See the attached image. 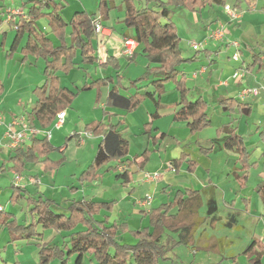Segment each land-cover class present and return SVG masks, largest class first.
<instances>
[{"label":"crops","instance_id":"1","mask_svg":"<svg viewBox=\"0 0 264 264\" xmlns=\"http://www.w3.org/2000/svg\"><path fill=\"white\" fill-rule=\"evenodd\" d=\"M62 1L66 5L62 11V16L66 20H69L77 11L87 10L89 12H97L98 10V0ZM115 3L118 6V10L117 8L116 10H112L109 20H104L99 13L96 15L101 17L102 23L109 28L108 34H96L94 39V44L97 48L96 54L99 57L98 62L93 64L85 63L78 56L75 67L68 73L58 72L61 86L74 91L85 83L97 79H106L107 83L79 91L72 105L64 110L65 118L63 123L59 124L56 118L54 123L48 128H43L38 123L35 127L49 130L51 132L49 138L54 144L53 138H59L67 126L71 125L70 134L67 130L64 134L66 142L57 147L64 154V159L69 161L71 159L66 155V151L71 143L70 140L74 139L77 142V145H74L79 150V153L74 156L76 160L80 161L81 164L90 160L89 164L81 171L82 174L95 158L98 146L102 140L101 133L87 129V125L97 121L119 124V128L123 130L124 137L129 143V156L142 154L148 149L151 153L147 162L143 167L136 164L131 167L130 180L126 184L122 182V179L116 177L115 172L107 170L102 172L100 170L101 175L92 181L94 184L89 185L91 192L88 195H86L87 187L84 186V183H81L79 181L80 179L76 180L79 177L80 164L72 165L64 173L65 177H72V180L74 178L77 181L72 182L73 191H70L72 193L71 195H74L75 192H81V198L100 200L98 199V195L99 197L105 196V193H103L106 188L105 179H111L112 185L110 187L116 191L117 196L111 199L116 202L113 209L108 212L110 220L121 221L120 219H123L120 218V213L125 212V209H127L124 206V202L127 201L134 202L133 206L136 207L134 208L135 214L140 215L141 213L142 217L137 228L132 227L130 218H124L123 221L128 223L129 231L131 232L146 226L148 224L146 212L151 208L168 202L179 190H200L203 194L200 215L204 216L205 220L195 234L197 248L186 247L184 245L178 246L170 252L169 260H172V262H177L178 259L182 260L181 254L184 253L186 260L181 261V264H240L241 258L247 264H251L248 256L244 254L245 248L254 238L259 239L264 245V116L262 117V122L258 121L250 124L248 118L253 115L254 106L249 101V97L242 100L241 94L245 87H259V93L262 92L264 95V38L261 39L258 35H255L254 38H248L246 36L245 33H248L253 28L251 22H248V27L243 28L245 33L242 35H233L232 32L228 36L225 33L224 37L219 39L213 38L211 35L220 23H225L226 28H229L230 25L241 27L242 23H245L247 15L254 12L261 11L263 15L260 16V19H264V0H226L225 3H229L241 11L240 17L235 20L230 19L224 9V5H219L221 9L218 11L214 8V5L207 6L209 7L208 9L204 7L194 11L184 6L188 12H191V15L186 16L187 22L185 29H187V33L186 30L184 31L186 34H181L178 23L175 21L181 39L183 40V37H191L193 39H185L188 41L186 43L188 46L187 52H184L183 47L182 49L184 56L192 57L195 55V58L179 67L180 71L187 77L190 94L194 92L196 94L194 99L202 97L206 100L208 103V113L210 102H212L218 104L222 115L225 116L224 119H221L220 122L215 124L210 112L211 124L206 128L215 126V130L207 134L203 133L205 128L195 133L191 132L186 121L174 119L175 111L179 108L178 102L180 94L175 89L173 83L166 85V92L161 97V107L158 108L159 115L156 117H153L152 113L157 108L148 98L144 99L137 108L129 112L109 104L108 94L114 86H117L123 94H133L136 89L130 87V82L143 75L149 66L148 59L142 53V44H139V42L135 51L137 55L133 56L134 58L132 60L129 59L130 57L122 54L125 39L134 37L133 31H128L123 22L125 17V3L123 0L119 3L115 1ZM69 8L71 12L65 17L64 11ZM9 9L12 11H24L22 5L20 7L8 6L2 14L4 20L0 22V34H5L4 45L1 46L0 44V82L3 88L0 93V112L3 115V123L0 124V140L4 139L6 123L18 117H24L29 120V112L37 99L34 89L37 86L43 85L46 81L44 74L45 63L42 58L36 59L33 56H29L26 60H23V54L20 50L16 51L11 57L7 56V50L11 47L15 38V30L12 29V24L9 21ZM38 24L43 32L46 33L49 31L47 19L39 20ZM50 37L55 44H58L59 41L54 36L50 35ZM231 38H236L233 41L239 42V46L234 45L233 48L242 52L246 51L244 52L245 56L251 54L253 56V63L251 61L247 63L245 59L242 61L241 56H239L240 59L238 61L234 60L233 56L237 53H229L231 47H228L233 42L230 40ZM190 41L202 43V47L198 50L194 49ZM224 46H227V48L224 49ZM256 66H259L258 71H255ZM235 72H238L239 76H234ZM124 78L128 79L127 84H125ZM190 81L192 85L189 84ZM147 83L144 82L140 85H146ZM151 88L149 86V89ZM168 94H171L170 100L168 99ZM224 98H236L249 104L251 106L250 113L242 114L238 110L231 111L224 109L220 104V100ZM261 101L264 102V98ZM5 104H7L8 110L5 108ZM85 107L89 109V116L84 114ZM165 109L170 111L166 118H164L163 112ZM164 119L165 122H163ZM81 121L82 127L80 125ZM244 121L245 126L243 127H245V131L242 132L241 124ZM179 123H184L189 132L181 139L176 136L177 133L174 131L175 129L177 130L176 126ZM148 124H150V133L146 131L148 127H145ZM225 125H231L236 128V131L242 136L248 156L245 163H241L240 153L235 148L227 147L220 139L222 137L220 129ZM133 130H136L138 135H144L148 139L147 146L141 152H130L131 142L127 138L126 133ZM246 132H249V135L252 136L251 140L247 141L245 138L244 133ZM28 142L29 140L26 143ZM4 150H9L6 158L2 157ZM93 151L94 154H92ZM14 152L12 149L0 147L2 160L7 159ZM52 153L49 157L55 161L56 159L52 157ZM154 155H158L160 162H158L155 168L149 170L147 166ZM182 155H185L186 159H183L180 166L176 168L174 160L181 158ZM142 160L143 157L139 159V161ZM189 160L196 163L194 170L188 168ZM247 163L250 165L249 167L246 166ZM32 168L37 169L36 172L30 170L31 172L26 177L22 173H18L22 179L17 185L26 188V196L30 194L29 184L33 183V177L37 179L35 183L38 186L42 183L41 179L43 176L41 174L44 165L42 163H31L27 166L26 170ZM60 170L62 168L45 170V172L50 171L52 173L53 186L51 187L54 190L58 186L65 187L67 185L64 180H60L59 183L57 182L56 174ZM149 171L159 172L160 176L154 180H145L144 175ZM236 174L241 175L242 178L246 176V178L240 180ZM67 187L71 186L67 185ZM99 187L102 188V192H99V189L97 191ZM143 187H148L149 191L155 197L150 206H143L145 207V212L144 209H140L141 205L138 204V199L142 198L139 190ZM39 189L40 187H38ZM69 197L71 196H68L66 199H69ZM211 197L215 198L218 210L215 214L209 215L207 213L208 201ZM156 199H158V203L155 202ZM17 207L15 205V208L10 210L16 217L18 215ZM29 208L28 205L24 216L20 220L28 217L26 216V211L28 212ZM21 209L23 210V207ZM116 211L117 214H113ZM113 215L117 216L114 217ZM0 228L4 227L0 226ZM47 231L50 236L48 240L53 239V241H57L61 237L60 233L52 229L45 230L44 237H46ZM126 235L127 233L122 234L121 238L123 241L129 242ZM131 236L132 242H134L135 237L133 235ZM5 240L7 241L4 246L5 251L11 248L16 257L18 255V249H15L14 246H16L15 242L17 241L10 240L8 231ZM18 241L35 244L26 240ZM178 250H182L180 251L181 254L178 253ZM1 255L0 253V259ZM86 258L92 264L90 258ZM9 261V259L4 258V263L12 264ZM16 262V264H23L17 258ZM261 264H264V256Z\"/></svg>","mask_w":264,"mask_h":264},{"label":"trees","instance_id":"2","mask_svg":"<svg viewBox=\"0 0 264 264\" xmlns=\"http://www.w3.org/2000/svg\"><path fill=\"white\" fill-rule=\"evenodd\" d=\"M24 8L20 13L10 14L9 21L15 30V38L7 50V56H12L20 50L23 60L29 56L44 60L46 81L34 89L36 102L29 112L32 126L37 123L50 127L59 112L69 108L81 90L106 84V79L87 82L76 91L60 84L58 72L68 73L76 65V59L82 62L96 63L99 60L94 44L96 28L94 20L99 13L104 20L110 19L113 9L118 8L116 0H98L97 12L81 10L75 12L69 20L62 16L65 3L62 0H21ZM125 17L123 22L133 37L142 44V53L148 59L146 72L130 82V87L136 91L133 94H123L114 86L108 94V102L114 107L133 111L144 99H150L157 110L153 117L159 115L161 97L166 92V85L173 83L180 94L179 108L175 111L174 119L186 121L191 132H197L211 124L208 113V103L202 97L190 99V88L187 77L179 67L195 58L183 55L181 37L171 15L174 8L186 6L190 10H200L207 6L224 5L226 0H123ZM7 8L4 0H0V22ZM41 19H47L49 31L43 32L38 24ZM50 35L59 42L55 44ZM5 34H0V44L4 45ZM137 52L133 56H136ZM129 59H133L134 57ZM148 82L146 85L141 83ZM149 86L152 88L149 89ZM0 82V93L2 92ZM220 104L226 110H238L248 114L251 106L236 98H224ZM149 125L146 130L150 133ZM99 131L102 140L98 146L95 158L84 170L80 180L93 181L101 175V168L116 173L124 184L130 180L131 167H143L150 157V150L142 154L129 156V143L124 137L119 124L97 121L86 127ZM220 139L229 148H235L240 153L241 163L247 159V151L242 136L231 125L221 129ZM56 147L46 135H32L28 143L13 149V155L1 159L0 171L14 170L22 173L31 163H42L45 170L57 168L64 159L54 161L49 155ZM143 157L142 161L139 159ZM186 159L185 155L174 160V165ZM245 166V164H244ZM247 167L250 165L247 163ZM196 163L189 160V169L194 170ZM121 168V169H120ZM245 179L246 176L236 174ZM27 190L21 185L13 184L10 196L12 202L27 195ZM200 190H179L168 202L147 211L148 224L131 231L134 242L123 241L121 236L129 231L126 221H111L110 212L115 200H89L72 198L68 200L66 212L56 208V200L43 194H29V217L20 220L10 211L0 210V226L7 229L10 240H26L38 247V264H83L86 257L92 264H161L169 259V254L178 246L195 247V234L203 224L205 217L200 215L203 196ZM218 210L214 197L208 201L209 215ZM216 216V215H215ZM52 229L61 234L57 241L46 240L44 232ZM244 254L251 264H261L264 256V245L254 238L245 248Z\"/></svg>","mask_w":264,"mask_h":264},{"label":"rangeland","instance_id":"3","mask_svg":"<svg viewBox=\"0 0 264 264\" xmlns=\"http://www.w3.org/2000/svg\"><path fill=\"white\" fill-rule=\"evenodd\" d=\"M120 1L121 0H116L117 3H119ZM4 3L7 5V7L8 6H10V7H20L22 5V2L20 0H4ZM208 8L209 7H207V9ZM214 8L217 11L219 9H221V7L219 5H214ZM70 10L71 9L69 8V9L64 11V16L65 17L71 12ZM113 10H116V9H113ZM117 10H118V8H117ZM190 13L191 12H188V10L184 6L174 8V10L172 12L171 18H172L173 21H176L178 23V26H179L181 34H186L187 33V29H185L186 28V22H187V17L186 16L191 15ZM261 15H263V13L261 14V11H258L256 13L254 12L252 14H248L246 19H245L246 20L245 23H242L241 27H234V26L230 25L229 28L225 29V33L228 36L231 35L232 32H233V35L234 34L237 35V36L240 35V34L242 35L243 33H245L244 29L246 28V26L249 25L248 22H251L253 28L248 33H245L246 36L248 38H254L255 35H258V37L263 39L264 38V19H260ZM197 16L199 17L198 14H197ZM185 30H186V33L184 32ZM255 31H256V33H255ZM183 38L184 39L181 40V47L184 48V52H187L188 51V46H187L186 43H188V41H186V40H193V39L191 37H189V38L188 37H183ZM230 40L233 41V40H236V38H233V39L231 38ZM228 47H231L230 50L228 49L229 53H231V54L238 53L239 56L242 57V61H243V59H245L247 63L250 62V61L252 62L253 56L251 54L245 56L244 52H246V51L242 52V51H239V50L233 48L234 47L233 44L229 45ZM226 48H227V46H224V49H226ZM255 68H256L255 71L259 70V66H256ZM124 82H125V84H127L128 79L124 78ZM189 84L192 85L191 81L189 82ZM257 88H259V87H257ZM170 95L168 94V99L169 100L171 99ZM195 95L196 94L194 92H192L190 94V98L194 99ZM247 97H249V101L254 106L253 115L250 118H248L249 123L250 124H254L255 122H258V121L262 122L263 121L262 117L264 116V102L261 101V99L264 98V95L262 94V92H260L259 95L242 96L241 99L245 100ZM4 106H6L5 108L7 109V104H5ZM163 112H164V118H166L170 111L165 109ZM210 112H211V114L213 116V120H214L215 124L217 122H220L221 119L225 118V116L222 115V112H221L220 107L218 106V104L210 102L209 113ZM88 113H89V109L87 107H85V113L84 114L89 116ZM83 120H84V117H83ZM163 122H165V119H164ZM81 124H82V121H81L80 125ZM55 126L57 127V125H55ZM70 126L71 125H68L67 128L65 129V131H63V133L61 132L62 134L60 135L59 138L58 137H54L53 138V142H54L56 147L58 145H63L66 142V139L64 138V134H65L66 130H67L68 133L71 132ZM82 126L83 125H81V127ZM243 126H245V121L242 122V124H241L242 132L245 131V127H243ZM176 127H177V130L175 129L174 131H176V133H177L176 136H178V138H180V139L184 138L186 136V133H189L188 130L186 129L184 123H179ZM214 130H215V126H211L210 128H205L203 133L204 134H207V133H210V132L212 133ZM244 134H245L244 136L247 139V141L252 139V136L249 135L250 134L249 132H246ZM126 136L131 142V146H130V150H131L130 152L131 153H136V152L143 151L145 149V147L147 146V144H148V139L144 135H138L136 130L127 132ZM70 141H71V143L69 145V148L66 151V155H68L71 160L68 161L67 159H64V154L59 151V147L52 153V157L54 159H56L55 161L64 159L63 162L56 168V169L62 168V170H60L56 174L57 175V180H58L57 182L59 183L60 180H64L67 183V185H70L71 187H67V185H65V187L64 186H58V188H56L54 190V188L51 187V186H53V180L51 178L52 173L50 171L49 172H45V168L42 169V174L41 175L43 177L41 179V181H42L41 185L38 186L35 183L37 181V179L36 178L34 179V177L32 178L34 180V181H32L33 183L29 184L30 185L29 186L30 187V190H29L30 194H32V195L43 194L46 197H51V198L56 199V204H55L56 206L55 207L58 208V209L64 210L65 212H66V207L68 206V200L66 199L68 196H71L72 198H77V199L81 198V195H82L81 192L80 193L75 192L74 195H71L72 193L70 191H73L72 190L73 189L72 188V186H73L72 182L73 181L75 182L76 180L80 179L81 171L90 162V160H89L88 162H86L84 164H81L80 161L76 160V157H74V156L79 153V150L74 145H77V142L74 139H72ZM249 144H250V142H249ZM74 147H75V149H74ZM8 153H9V150H4L3 153H2V157L6 158ZM92 154H94V151H93ZM158 162H160L158 155H154L153 159L150 160V163L148 164L147 169L151 170V169L155 168L158 165ZM78 163L80 164V172L78 174L79 175L78 179L76 178V180H75L73 178V180H72V177H65L64 173L66 171H68L69 168H71L70 166L77 165ZM37 164H39V163H37ZM39 166H41V165H39ZM30 170H32V172H36L37 169L36 170L33 169V168L32 169H27L24 173L22 172V175L26 177L29 174V172H31ZM104 170H105V167L101 168L102 172ZM144 172H143V174H144ZM149 173H152V172L149 171ZM143 174H142V176H143ZM18 175L19 174L16 173V171H14V170H6L4 172L0 171V204L3 206V208L5 210H11V209L15 208V205L18 206L16 208L17 213H18L17 217L20 219V218H22L24 216L25 210H27L26 208L28 207V197L26 195H24V196L20 197L19 200L16 201V202H12L10 200V196H11L12 191H13V184L17 185L16 184V178H17ZM79 181H81V183H84V186L87 187L86 195L90 194L91 191H90L89 185H92L94 183H92V181H89V180H85V181L79 180ZM111 181L112 180L111 179L109 180V178L105 179L106 188H105V192H103V193H105L104 194L105 196L104 197H99V195H98V199L108 201V200H111L113 197L117 196L116 195L117 194L116 191L112 187H110V185H112ZM38 187H40V189H39L40 191L38 190ZM98 189H99V192H102L101 191L102 188H100V187L97 188V191H98ZM75 190H77V189H75ZM139 192L141 193L140 195H141L142 198L138 199V204L141 205L140 209H142V210L144 209V212H145V207H143L145 205H142V201L145 200V199H148V198H151L152 200H154L155 197L149 191L148 187H143L142 189L139 190ZM140 195H138V196H140ZM108 196H111V197H108ZM71 197H69V199ZM160 201H161V199H160ZM155 202L158 203L159 202L158 199H156ZM133 203H134L133 201L124 202V206H126L127 209H125V212H123V213L121 212L120 213L121 214L120 218H123V219H120V220L123 221L124 218H130L132 227L133 228L134 227L137 228L139 226L138 224H140L139 222H140V219H141L142 216H141V213H140V215L135 214L134 208H136V207L133 206ZM21 207H23V210L21 209ZM137 208H139V207H137ZM113 214H117V211L115 213H113ZM122 214H123V217H122ZM125 215H126V217H125ZM26 216H28V217L30 216L29 212H27V211H26ZM113 216L115 217L117 215H113ZM144 224H146V223H144ZM126 233H127V235H126L127 236L126 237L127 240L129 242H132L133 240H132V236L131 235H133V234L130 231H127V232H125L123 234H126ZM6 236H7V230L4 229V228H0V253L2 254L1 255V259H0V264H8L6 262L4 263V258L9 259L10 260L9 262H12V264H16L17 263L16 262V258L18 260L22 261L23 264H37L38 263V247L35 244L23 243V241L15 242L16 246H14V248L18 249L17 250L18 251V255H16V257H15L14 254H13L14 251L11 250V248L10 249H6V251H5L4 246H5V243H7V241H6L7 239L5 240ZM49 237L50 236L48 235V231H47L45 239L48 240ZM180 251H182V250H178L179 254H181ZM181 256H182V260L178 259L177 262H174V261L172 262V260L167 259V260H162L161 264H181V261H185L186 260V256H185L184 253H182ZM240 260H241L240 264H247V262H244L245 261L244 259L241 258ZM54 262L55 263H53V264H60L59 261H57V260L54 261ZM83 264H90L88 258H86V260H85V262ZM182 264H184V263H182Z\"/></svg>","mask_w":264,"mask_h":264},{"label":"built area","instance_id":"4","mask_svg":"<svg viewBox=\"0 0 264 264\" xmlns=\"http://www.w3.org/2000/svg\"><path fill=\"white\" fill-rule=\"evenodd\" d=\"M224 9L228 16L230 17L231 20H235L240 17V11L233 5L229 3L224 4ZM20 13L23 11H17V10H8V13ZM10 15V14H9ZM95 28H96V33L97 34H108L109 33V28L106 27L102 23V19L99 16H96L94 20ZM225 29H226V24L220 23L219 26L213 30L212 32V37L213 38H223L225 35ZM190 44L193 46L194 49H200L202 47V43H197L195 41H190ZM233 45L239 46L238 41H233ZM138 46V41L134 38H126L124 41V47L122 50V54L127 56V57H132L136 51V48ZM234 60H239L240 57L237 54L233 56ZM234 76H239L238 72L234 73ZM260 89L257 87H245L242 90V96H248V95H257L259 94ZM57 121L59 124L64 122L65 118V113L64 111L59 112L57 114ZM3 123V115L0 112V124ZM46 135L48 137L51 136V132L49 130H44L40 129L38 127L32 126L30 124V121L27 120L24 117H18L12 119L10 122L6 123V130L4 132L3 140H0V147H5L9 149H15L18 146L26 143L32 135ZM160 176L159 172H152V173H145L144 179L145 180H154ZM22 177L20 175L17 176L16 178V184H19L21 181ZM32 181H34L32 179ZM152 202L151 198L145 199L142 201V205L149 206ZM4 209L2 205H0V210ZM235 264V263H231Z\"/></svg>","mask_w":264,"mask_h":264}]
</instances>
